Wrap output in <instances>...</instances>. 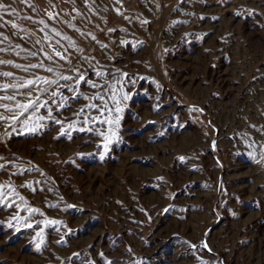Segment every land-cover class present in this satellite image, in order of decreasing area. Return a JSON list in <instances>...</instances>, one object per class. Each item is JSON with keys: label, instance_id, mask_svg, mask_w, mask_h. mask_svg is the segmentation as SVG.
<instances>
[{"label": "rangeland", "instance_id": "1", "mask_svg": "<svg viewBox=\"0 0 264 264\" xmlns=\"http://www.w3.org/2000/svg\"><path fill=\"white\" fill-rule=\"evenodd\" d=\"M0 4L16 12L0 9V73L85 77L74 92L53 87L58 103L41 95L52 118L47 107L20 118L35 132L0 121V264H264V0ZM45 34L64 46L56 50L66 49L71 71ZM88 81L111 82L110 116L89 112L100 89ZM14 83L0 75V86ZM85 115L113 124L81 132ZM101 132L119 137L104 159Z\"/></svg>", "mask_w": 264, "mask_h": 264}, {"label": "snow or ice", "instance_id": "2", "mask_svg": "<svg viewBox=\"0 0 264 264\" xmlns=\"http://www.w3.org/2000/svg\"><path fill=\"white\" fill-rule=\"evenodd\" d=\"M180 3L183 4L184 0H180ZM0 9H6V6L4 4H0ZM7 14L8 15H16V12L14 9L12 10H7ZM20 19H32L31 17H19ZM49 18H54V14L53 13H49ZM201 19H203V17H201ZM147 22V21H146ZM39 24L44 25L45 28H47L48 26L45 24V21L43 19L38 21ZM7 24V22H5V25ZM5 25H0V27H3ZM12 28H17V24L15 22L12 23ZM21 31H24V29H21ZM41 31H43V29H41ZM55 36H59L61 37V39L63 40H67L69 39L68 37H63L58 31H56L55 29L51 30ZM29 37L31 36V33L28 34ZM4 39H8L7 37H4ZM44 39L47 41L48 43V47L54 52V55L56 57H59L62 60H67L68 64H69V69L68 71H71V65L73 63V61L65 55V52L62 51H58L57 46H59L60 48H63L64 46L62 44H60L59 41H53V39L51 37H49L47 34H45ZM93 39H95V37H93ZM41 42L40 40H36L35 41V45H39ZM9 47H12L11 43H9ZM17 48L19 47V45L16 46ZM6 49L0 48V51H5ZM28 52L29 56L35 57L38 55L39 53H42L44 58L52 60V57L49 56L47 53L43 52V47H41L40 49H38L37 51H31V50H24ZM77 51H82L80 49H77ZM55 61H53L54 63ZM3 61H0V64H3ZM9 65L15 67L18 70L24 71V72H28L30 69H43L44 71L50 72V73H54L56 70L52 67H45V65L43 64V62L41 63H35V64H27V65H22V64H12L11 61L7 62ZM0 75H2L5 78H12V79H17V83L14 84H4L0 87H2V89L4 91H12L18 95H20L22 97V100H17L15 95H3L0 96V101H7L8 103L5 104H0V108H3L4 111L6 113H8L9 115H2L0 114V121H5L7 123H9V127L10 128H17V126L24 128L26 131H28L29 133L35 132L37 130V128L35 126H30L28 121H24L23 123H21L20 118L22 116H24L26 113H29L32 110H36L39 111L40 108L42 107H47L48 109V117L52 118L53 116V109L52 107H49V101H41V95H47L49 92H51V103H58V101H56V97L57 96H62V94L59 91H51V89L53 87L56 88H65L67 89V91L69 92H74L76 85L79 83V81H82L85 79V77L83 75L80 74L79 69L76 70V75L75 76H69V75H64V74H60V78L59 79H46L44 77H40L37 76L33 79H26V80H19L18 78H14L13 77V73L11 72H3L0 73ZM97 77L101 76V73L97 72L96 73ZM108 76H112L115 78V73L109 72L107 73ZM78 77V79H77ZM264 78V77H262ZM64 81V84H61L60 81ZM69 81H75V83H67ZM88 83L93 87V88H99L100 91L97 92L96 95H94L92 97L93 100H99L100 104H89L87 107L89 109V112H91L92 110H95L96 112H99L101 116H103L105 113H107L109 116L111 115V108L109 107L108 104V100L111 99L113 102H116V93L114 91H111V82H109L107 85H97L96 83L92 82V81H88ZM33 87L35 88V90L39 93L35 98H33L32 96V89ZM105 89H108L107 92H105ZM22 90H27V95L25 96ZM65 100V103L60 104L61 108L67 107V98H62ZM72 99H79V94L77 93L76 96H74ZM123 99L127 100L128 96L125 95L123 97ZM9 104H13V107H9ZM196 109H193V111H195ZM83 109H81L80 113H77V116H79L80 114L83 113ZM117 112L120 111L119 108L116 109ZM33 120H43L44 117L43 116H37L34 118H30ZM56 123H61V121L56 120ZM82 123L84 125H88L89 127L85 128V127H81L78 130L81 132L84 131H91V127L90 125L95 124V123H107L109 125V127L111 128L113 121L111 119H108L107 121L105 120H101L99 119V117H95V116H91V115H85L84 120L82 121ZM72 125L69 124V128H71ZM61 131L63 132L64 129L62 128ZM102 139H103V147H104V152H100V159H104L105 153L108 150V146L109 144L113 143L114 140H119V137L116 136L115 133L113 132H109L108 135H104L103 132L100 133ZM99 147V145H98ZM2 159H6L5 157H0V160ZM5 167V165H0V169H3ZM158 179H162V178H158ZM3 197L0 196V199H2ZM51 207V206H49ZM29 211H35L34 209H28ZM79 211L81 214H83V212L85 210H77ZM49 223L51 224H56L58 223V221H50ZM89 224V221H85L84 225L81 226V229H78L77 231L82 230L83 228H87ZM9 228H12V224L9 223ZM28 227L31 228L32 225L28 224ZM16 231H19V229H16ZM37 236H40V233H37ZM205 247H207V244L205 242ZM40 245H37V248H39ZM195 247V246H193ZM74 256H78L79 253H74ZM101 256H103V253H100ZM110 264V262H109Z\"/></svg>", "mask_w": 264, "mask_h": 264}]
</instances>
